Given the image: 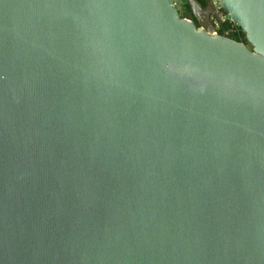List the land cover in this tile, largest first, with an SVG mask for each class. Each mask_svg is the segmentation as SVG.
I'll return each mask as SVG.
<instances>
[{
	"label": "water",
	"instance_id": "1",
	"mask_svg": "<svg viewBox=\"0 0 264 264\" xmlns=\"http://www.w3.org/2000/svg\"><path fill=\"white\" fill-rule=\"evenodd\" d=\"M219 2L248 45L170 0H0V264H264V0Z\"/></svg>",
	"mask_w": 264,
	"mask_h": 264
},
{
	"label": "built area",
	"instance_id": "2",
	"mask_svg": "<svg viewBox=\"0 0 264 264\" xmlns=\"http://www.w3.org/2000/svg\"><path fill=\"white\" fill-rule=\"evenodd\" d=\"M170 1L177 11L181 10V13L179 14L180 17L191 19V16L187 14L188 0H170ZM209 3L211 6L209 18L211 22L212 34L215 33L219 34L218 29L222 22L226 20H229L230 22L233 21H231L229 15L222 10L219 0H209Z\"/></svg>",
	"mask_w": 264,
	"mask_h": 264
},
{
	"label": "trees",
	"instance_id": "3",
	"mask_svg": "<svg viewBox=\"0 0 264 264\" xmlns=\"http://www.w3.org/2000/svg\"><path fill=\"white\" fill-rule=\"evenodd\" d=\"M200 4H204L203 0H197ZM190 7L187 6V12L189 11L190 14ZM191 16V15H190ZM219 34L226 36L228 38H231L235 41L242 42L245 45H248L245 33L242 31V29L236 25L233 22H230L229 20H226L220 24V27L218 29Z\"/></svg>",
	"mask_w": 264,
	"mask_h": 264
},
{
	"label": "crops",
	"instance_id": "4",
	"mask_svg": "<svg viewBox=\"0 0 264 264\" xmlns=\"http://www.w3.org/2000/svg\"><path fill=\"white\" fill-rule=\"evenodd\" d=\"M199 6L201 7V12L197 15H194L197 19H199L200 25H205L207 24V22L209 21V13L208 12H204L205 10V5L200 4L197 0H195ZM204 1V0H203Z\"/></svg>",
	"mask_w": 264,
	"mask_h": 264
},
{
	"label": "flooded vegetation",
	"instance_id": "5",
	"mask_svg": "<svg viewBox=\"0 0 264 264\" xmlns=\"http://www.w3.org/2000/svg\"><path fill=\"white\" fill-rule=\"evenodd\" d=\"M204 4H205V10L209 12L210 14V11H211V6H210V3H209V0H204ZM190 15H191V19L197 24V25H200V22H199V19H197L191 9H190ZM210 16V15H209ZM204 26V28H210L211 27V22H210V18H209V22H207V24L205 25H202Z\"/></svg>",
	"mask_w": 264,
	"mask_h": 264
},
{
	"label": "rangeland",
	"instance_id": "6",
	"mask_svg": "<svg viewBox=\"0 0 264 264\" xmlns=\"http://www.w3.org/2000/svg\"><path fill=\"white\" fill-rule=\"evenodd\" d=\"M187 5L189 6V4H187ZM189 9H190V8H189ZM178 12H179V14H180V13H181V10H179ZM187 14L190 15V14H189V11L187 12ZM208 22H209V21H208Z\"/></svg>",
	"mask_w": 264,
	"mask_h": 264
}]
</instances>
